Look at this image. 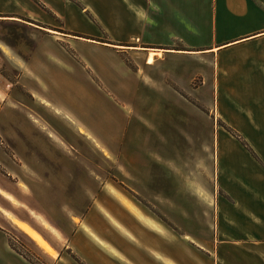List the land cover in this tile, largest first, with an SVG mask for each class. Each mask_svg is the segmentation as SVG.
<instances>
[{
  "label": "rangeland",
  "instance_id": "374dc122",
  "mask_svg": "<svg viewBox=\"0 0 264 264\" xmlns=\"http://www.w3.org/2000/svg\"><path fill=\"white\" fill-rule=\"evenodd\" d=\"M52 2L59 3L56 13L35 3L48 14L51 27L80 29V7L73 3L72 14L62 0ZM73 33L63 35L75 41L56 42L25 26L0 23V44L15 61L37 49L47 73L38 91L48 103L43 109L20 94L17 73L0 50V226L9 236L0 230V264H19L17 253L29 264L54 260L10 219L30 225L58 253L70 234L71 217H82L94 198L106 211L97 194L125 199L139 217L155 223V241L145 248L161 261L145 253L150 264H203L194 245L217 249L223 225L232 237L236 229L239 236L249 230L250 217L241 210L250 206L251 180L258 170L264 173L253 151L254 146L264 157V139L243 136L252 122L235 123L238 100L231 91L212 89L208 80L202 84L205 65L197 58L166 56L144 66L128 55L97 53ZM54 110L96 139H72L76 151L57 154L70 163L52 171L57 148L50 139L39 143L34 136L36 122L66 135L55 125ZM37 144L54 156L45 170H28L20 161Z\"/></svg>",
  "mask_w": 264,
  "mask_h": 264
},
{
  "label": "crops",
  "instance_id": "0c3cea01",
  "mask_svg": "<svg viewBox=\"0 0 264 264\" xmlns=\"http://www.w3.org/2000/svg\"><path fill=\"white\" fill-rule=\"evenodd\" d=\"M62 1V5L72 14L76 13L72 9L73 3L80 7L77 21L80 29L62 30L50 26L48 14L36 8L35 3L41 4L48 12L56 13L53 7L59 3L52 0H0V23L25 26L56 42L75 41L63 34L79 32L80 39L77 41L90 44L97 53L113 58L128 55L141 59L144 66H152L166 56L197 58L205 65L203 73L206 76L202 78V84L208 80L212 89L231 91L229 94L238 100L234 101L236 111L232 113L235 123L242 127L243 122H252V129L248 130L250 133L243 136L264 139V0ZM2 48L10 53L9 48L0 44L3 52ZM36 50L34 47L29 49L22 56L24 58L20 57V62L3 54L10 59L17 73L15 85L20 94L28 97L34 105L47 109L48 103L38 91L43 89V77L47 73ZM0 97L2 100L1 92ZM57 112L54 110L52 118L58 131L63 129L67 132L65 136L48 130L45 124L34 122L36 140L42 143L43 139H50L57 148L56 167L52 171L61 170L60 165L65 167L64 164L70 163L60 161L57 154L62 155L64 150L69 154L75 152L72 139H96L80 126H75L72 118L66 115L60 117ZM39 145L33 146L34 150L26 156L25 161H20L28 170H45L47 161L51 160L54 151L37 149ZM253 151L259 168L264 172L262 153L260 150L257 152L254 146ZM106 158L109 159L108 156ZM53 183L50 185L53 186ZM251 187L250 206L244 204L241 210L245 217H250L249 230L245 228L239 236L236 229L232 237L230 230L227 231V226L223 225L221 232L225 236L216 245L217 249L194 245V249L203 257H197L203 264H264V173L260 170L257 177L251 180ZM97 196L106 201V211L100 210L96 199H92L82 217H71L70 234L57 257L41 251L44 256L49 260L54 259L52 264L152 263L145 253L159 260L160 255L147 253L145 248L148 242L155 241V223L142 214L139 217L125 199L123 201L116 196L109 199L107 194ZM0 230L5 238L9 237L3 226H0ZM15 259L19 264H29L19 253Z\"/></svg>",
  "mask_w": 264,
  "mask_h": 264
},
{
  "label": "bare ground",
  "instance_id": "6f19581e",
  "mask_svg": "<svg viewBox=\"0 0 264 264\" xmlns=\"http://www.w3.org/2000/svg\"><path fill=\"white\" fill-rule=\"evenodd\" d=\"M3 49V52L6 54L7 57H10V53L8 50ZM11 223L20 231H22L24 234H26L33 242H35L40 249L48 254L51 257H56L57 253L56 251L47 243V241L40 236L38 233H36L34 230L30 229L27 225L24 223L12 218L10 219Z\"/></svg>",
  "mask_w": 264,
  "mask_h": 264
},
{
  "label": "built area",
  "instance_id": "2783aa9c",
  "mask_svg": "<svg viewBox=\"0 0 264 264\" xmlns=\"http://www.w3.org/2000/svg\"><path fill=\"white\" fill-rule=\"evenodd\" d=\"M3 71V64H2V60L0 59V77H1V73ZM10 84H6V87H8Z\"/></svg>",
  "mask_w": 264,
  "mask_h": 264
}]
</instances>
